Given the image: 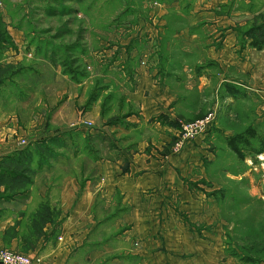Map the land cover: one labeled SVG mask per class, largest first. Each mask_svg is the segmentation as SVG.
I'll use <instances>...</instances> for the list:
<instances>
[{
	"label": "crops",
	"instance_id": "1",
	"mask_svg": "<svg viewBox=\"0 0 264 264\" xmlns=\"http://www.w3.org/2000/svg\"><path fill=\"white\" fill-rule=\"evenodd\" d=\"M190 2V6L182 2L188 8L185 12L179 10L181 3H174L184 24L175 33L203 40L209 59L222 74L217 94L206 100L220 109L222 117L225 114L224 119L226 101L233 102L235 108L248 101L253 106L249 126L238 131L223 124L214 131L215 124L205 138L188 142L176 152L181 132L172 122H178L177 105L191 102L196 82L187 85L191 96L181 98L145 68H138L135 90H122L128 104L135 107L126 115V122L137 125L132 126L133 131H141V140L110 143L111 128L98 122L88 132L77 126L70 128L67 122L76 114L72 91L53 115L54 129L44 126L35 131L38 137L10 116L0 121V248L25 253L34 264H242L228 252L225 202L216 196L217 185L206 186L205 181L209 182L208 167L216 161L211 148L216 135L228 139L229 149V139L241 134L252 145L258 126L264 125V80L262 83L257 78L264 42L256 41L264 38L260 30L264 0ZM12 7L13 11L17 8V1L10 0L9 14L6 10L0 13L4 24L0 65L17 61L23 44ZM14 83L6 80L4 86ZM5 93L0 89V96ZM234 113L239 119L244 116L242 111L234 109ZM160 117L170 123L161 127L162 122L157 121V128L148 129L155 131L156 138L139 127ZM111 127L116 129V125ZM80 131L89 133L92 140L105 138L90 151L95 156L97 176H86L83 183L81 172L78 177L64 176L50 191L47 183L54 177V165L77 161L82 148L77 142L48 140H66ZM16 165L28 167L29 173L18 171ZM35 183H41L40 191L35 190ZM14 185L22 188L13 190ZM49 191L51 209L41 204L49 201L45 196Z\"/></svg>",
	"mask_w": 264,
	"mask_h": 264
},
{
	"label": "rangeland",
	"instance_id": "2",
	"mask_svg": "<svg viewBox=\"0 0 264 264\" xmlns=\"http://www.w3.org/2000/svg\"><path fill=\"white\" fill-rule=\"evenodd\" d=\"M0 1L1 15L5 10L9 14L10 0ZM13 1H17V8L13 11L12 7V15L17 17V29L23 34V44L19 48L22 53L18 49L17 61L10 65L6 61L0 65V89L7 92L0 96V121L12 116L28 132L34 130L33 137H38L35 131L44 126L46 129L53 127L54 113L72 91L75 96L73 113L75 111L76 114L67 122L70 128L77 126L88 132L87 124L96 125L98 122L111 128L113 141L107 140L110 143L141 140V131H133L132 126L137 125L126 122V115L135 111V107L128 104L122 90H135L138 68H145L153 79L171 86L181 98L191 96L187 85L196 82L191 102H184L176 108L181 117L172 124H176L180 132L182 125L194 124L210 115L215 116L214 131L223 124L238 131L249 126L253 106L248 101L236 108L233 102L226 101L224 119L225 114L222 117L220 109H214L213 104L206 100V97L217 94L216 84L221 78V70L216 62L209 59L203 40H189L179 32L175 33L183 29L184 24L174 3H181L179 10L185 12L188 8L183 7L182 2L190 6V0ZM3 27L0 21L1 32ZM260 30L264 31V25ZM258 61L261 69L257 78L262 82L264 57H258ZM10 79L15 85L4 86ZM207 82L209 87L205 85ZM234 109L242 111L244 116L236 118ZM164 118L144 122L139 127L145 128L143 132L148 136L156 138L155 131L148 129L157 128L155 124L158 122H162L161 127L168 125L169 119ZM236 124L239 126H234ZM113 125L116 129L111 127ZM263 127L258 126L255 143L240 145L243 159L227 147L228 139L216 135V140L211 143L216 161L208 167L209 182L205 181L206 186L217 185L219 193L216 196L219 194V199L225 202L228 252L242 264H264ZM91 138L89 133L80 131L66 137V140H53L81 144L82 155L76 158L77 161L71 159L65 164L54 165V177L47 183L50 191L56 188L58 178L64 176L78 177L81 172L82 183L86 176H97L93 152L95 144L104 143L105 138ZM16 169L29 173L28 167L18 166ZM20 188L11 186L13 190ZM35 190H41V183H35ZM50 191L45 195L49 201L41 203L47 204L48 208L52 204Z\"/></svg>",
	"mask_w": 264,
	"mask_h": 264
},
{
	"label": "built area",
	"instance_id": "3",
	"mask_svg": "<svg viewBox=\"0 0 264 264\" xmlns=\"http://www.w3.org/2000/svg\"><path fill=\"white\" fill-rule=\"evenodd\" d=\"M215 124V116L210 115L205 120L198 121L194 124L182 125V132L179 141L175 145V151L180 152L188 142H194L198 138L207 135ZM88 127L93 129V123L87 124ZM262 155L260 156V158ZM0 264H34L33 260L22 253L14 252L8 249L0 248Z\"/></svg>",
	"mask_w": 264,
	"mask_h": 264
},
{
	"label": "trees",
	"instance_id": "4",
	"mask_svg": "<svg viewBox=\"0 0 264 264\" xmlns=\"http://www.w3.org/2000/svg\"><path fill=\"white\" fill-rule=\"evenodd\" d=\"M2 32L0 31V34ZM1 36V35H0ZM257 42H264V38H261V39H257L256 40ZM54 139H58V138H54ZM54 139H51V140H48V142H51V143H59V142H56L53 141ZM240 140V141H238ZM244 140V141H243ZM241 144H244L245 146H250L251 144L249 143L248 139L245 138L244 135H237L231 139H229V145L231 147V149L233 150V152L238 155L239 158L243 159L244 158V155L242 154L241 152V149H240V145ZM39 153H43V151H38ZM50 152V151H49ZM17 166V165H16ZM18 167V166H17Z\"/></svg>",
	"mask_w": 264,
	"mask_h": 264
}]
</instances>
